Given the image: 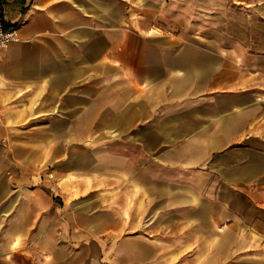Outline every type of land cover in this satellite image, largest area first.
<instances>
[{"label": "crops", "instance_id": "0c3cea01", "mask_svg": "<svg viewBox=\"0 0 264 264\" xmlns=\"http://www.w3.org/2000/svg\"><path fill=\"white\" fill-rule=\"evenodd\" d=\"M0 264H264V0H4Z\"/></svg>", "mask_w": 264, "mask_h": 264}, {"label": "built area", "instance_id": "2783aa9c", "mask_svg": "<svg viewBox=\"0 0 264 264\" xmlns=\"http://www.w3.org/2000/svg\"><path fill=\"white\" fill-rule=\"evenodd\" d=\"M4 0H0V50L4 48L8 43L16 39V32L13 28H7L4 26L1 17V5ZM2 112L0 110V124L2 123Z\"/></svg>", "mask_w": 264, "mask_h": 264}]
</instances>
